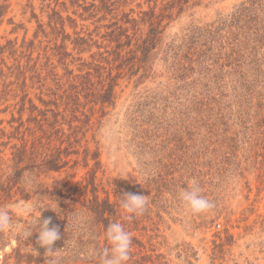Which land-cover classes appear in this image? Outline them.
<instances>
[{
	"label": "trees",
	"instance_id": "16d2710c",
	"mask_svg": "<svg viewBox=\"0 0 264 264\" xmlns=\"http://www.w3.org/2000/svg\"><path fill=\"white\" fill-rule=\"evenodd\" d=\"M44 1L49 2L47 28L38 23L33 39L24 38L20 46L17 40L0 45V101L12 93L13 99L19 97L18 116L11 115L8 130L0 120V208L10 212L16 225L14 232H0V264H46L37 234L28 240L18 235L40 215L41 221L50 218V226L60 231L61 238L53 246L61 249L59 264H97L90 253L107 247L104 230L109 221L121 222L132 234L129 264H255L264 260V212L252 225L243 226L241 236L225 227L207 241L214 221L208 212L193 215L180 204L177 192L181 187L168 178L170 171L160 170L133 185L98 178L100 148L96 141V149L91 150L87 139L92 131L96 138L95 124L99 127L105 110L116 106L121 81L130 83L138 77L135 84L140 83L149 75L151 61L161 55L175 85L196 77L190 89L196 94V88H205L202 98L190 95L182 105L184 110L172 109L174 116L224 118L211 101L204 103L205 92L208 84L225 88V77L233 79L239 92V120H256L252 126L262 138L249 146L255 153L247 158L248 165H257L256 160L263 157L258 149L264 148V0H244L210 23L193 21L172 39L165 36L169 25L203 0H144L136 8L132 5L137 0ZM8 8V0H0V23ZM70 10L76 18L68 15ZM32 17L37 18L34 13ZM78 22H89L93 29L81 24L77 31ZM67 25L74 30L73 36L66 32ZM93 48L97 51L92 52ZM87 53L89 57L84 58ZM29 90L37 91L38 104ZM165 94H171L169 87L160 92L146 90L139 97L141 101L128 115L132 133H145L143 125L167 117ZM97 114L100 119L94 122ZM172 156L160 160L161 169L171 165ZM81 164L90 169L75 185L57 177L72 179ZM125 193L148 196L147 211L128 219L119 207L118 195ZM179 230L200 233L199 244L178 238ZM246 237L255 238L246 248L255 246L261 259L234 254L240 247L238 241Z\"/></svg>",
	"mask_w": 264,
	"mask_h": 264
},
{
	"label": "rangeland",
	"instance_id": "374dc122",
	"mask_svg": "<svg viewBox=\"0 0 264 264\" xmlns=\"http://www.w3.org/2000/svg\"><path fill=\"white\" fill-rule=\"evenodd\" d=\"M143 1L137 0L132 7L136 8V4ZM242 1L244 0H203L199 6L173 21L167 28L165 36L168 37L167 39H172L175 35L181 36L183 30L193 21L210 23L219 14L230 12ZM48 3L44 0H8L9 8L0 23V45L17 40V45L20 46L24 38L26 41L33 39L38 23L47 28L48 13H50L46 8ZM146 9L144 5L143 10ZM32 13L37 18H33ZM66 15L63 13L64 17ZM68 15L76 18L71 10ZM78 23L77 31H80L81 24L88 26L89 31L93 29L89 22ZM66 32L73 36L74 30L67 25ZM67 46L69 50L72 47L70 43H67ZM96 51V48L92 49V52ZM83 57L88 58L89 54H84ZM10 61L6 59L8 64ZM150 67L149 75L138 84H135L138 77L130 83L127 79L121 81L117 90L119 98L116 106L105 110L106 115L101 118L99 127L95 124L96 138L92 137L93 131L87 134L90 149H96V141L97 147L100 148L99 160L102 168L97 174L98 178H112L121 184L133 185L144 183L148 178L154 177L155 172L168 170L171 173L168 178L174 180L179 187H186L194 180L216 205L208 212L214 222L206 235L207 241L211 239L213 233L222 231L225 227L230 228L236 236H241L243 226L252 225L257 216L264 212V148L258 149L263 157L256 160L257 165H248L247 161V158L255 153L249 151V146L262 140L258 131L252 126L256 120H239L240 111L236 100L239 92L237 93L238 88L229 77L224 79L225 88L208 84L205 92L204 103L208 104V101H211L213 103L211 106H216L226 115L224 118L199 120L174 116L172 109L184 110L182 105L188 103L190 95L202 98L205 88L202 85L196 88V94L190 89L196 77L187 80L186 83L175 85V81L171 79L169 64L162 60L161 55L151 61ZM167 87L171 91L170 95H164L169 103L167 117H162L155 124L143 125L145 133L138 136L132 133L128 122L132 106L141 101L139 97L145 96L146 90L160 92ZM29 93L38 104L35 97L37 91L29 90ZM12 96L13 93L6 97L7 101L2 96L0 101V112L9 107L6 113H0V120L4 121L1 127L7 130L9 129L7 121L10 120L11 115L18 116L19 105L15 104L19 101V97L13 99ZM26 115L27 113L24 118ZM99 119L100 114H97L93 121ZM5 153L9 155L8 150ZM171 153L173 156L168 160L171 165L161 169L160 160ZM92 166L93 162L90 161V167ZM89 169H84L81 164L72 179L66 178L65 175H57V177L62 183L69 181V185L72 186L80 182ZM45 181L51 183L50 179ZM258 232L259 228L255 230V234ZM177 237L192 241L196 245L202 238L198 232L192 235L181 230L178 231ZM254 239V237H246L239 240L240 247L234 250V254L242 253L244 257L249 256L252 261L255 258L261 259L262 256L256 253L255 246L246 248V245ZM205 261L206 257L203 258V263ZM254 263L264 264V260Z\"/></svg>",
	"mask_w": 264,
	"mask_h": 264
},
{
	"label": "clouds",
	"instance_id": "9594fccd",
	"mask_svg": "<svg viewBox=\"0 0 264 264\" xmlns=\"http://www.w3.org/2000/svg\"><path fill=\"white\" fill-rule=\"evenodd\" d=\"M118 196L120 197L119 207L127 214L128 219L143 215L148 209V196L133 193ZM177 199L193 215L210 212L216 207L215 202L203 193V189L194 180L186 187H181L178 190ZM50 225V218L41 221L40 215L34 219L32 227L25 229L18 235L28 240L33 233H36L38 236L36 243L39 247L45 249L46 264H59L57 253L61 249L54 250L53 246L61 238V235L57 226ZM15 229L16 225L10 212L6 208H0V232H14ZM104 239L107 247L99 250L93 249L90 253L96 259L97 264H129L132 255L133 237L126 230L124 224L118 221H109L107 228L104 230ZM32 250L38 255L35 249Z\"/></svg>",
	"mask_w": 264,
	"mask_h": 264
},
{
	"label": "built area",
	"instance_id": "2783aa9c",
	"mask_svg": "<svg viewBox=\"0 0 264 264\" xmlns=\"http://www.w3.org/2000/svg\"><path fill=\"white\" fill-rule=\"evenodd\" d=\"M218 228H219V226H218Z\"/></svg>",
	"mask_w": 264,
	"mask_h": 264
}]
</instances>
